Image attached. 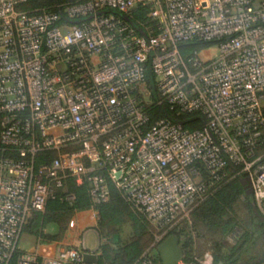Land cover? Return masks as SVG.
Segmentation results:
<instances>
[{"label": "built area", "instance_id": "obj_1", "mask_svg": "<svg viewBox=\"0 0 264 264\" xmlns=\"http://www.w3.org/2000/svg\"><path fill=\"white\" fill-rule=\"evenodd\" d=\"M27 1L0 0V264L83 262L85 242L20 246L69 178L95 205L115 185L155 249L226 180L247 178L264 216V0ZM195 41L212 46L184 56ZM160 263L149 248L134 264Z\"/></svg>", "mask_w": 264, "mask_h": 264}, {"label": "trees", "instance_id": "obj_2", "mask_svg": "<svg viewBox=\"0 0 264 264\" xmlns=\"http://www.w3.org/2000/svg\"><path fill=\"white\" fill-rule=\"evenodd\" d=\"M79 0H28L21 7L25 10L36 8L55 9L58 5ZM147 10L139 7L135 11L136 18H145ZM212 46L211 43L189 42L181 45V52L184 56L193 55L197 51ZM165 105L153 106L150 110L151 121L170 115ZM180 120L190 129L201 128L204 120L198 115H187ZM42 161L39 160L38 163ZM241 177L226 180L220 183L219 187L193 212V227H200L212 237L213 258L215 264H252L250 261L243 263L244 254L250 251L251 244L254 243L262 233V218L264 217L257 209L253 194L248 195L247 189ZM111 198L108 202L95 205L90 194L87 183L78 184L74 178H69L65 189L47 203L43 212H36L24 231L34 235L40 241H60L58 235L46 232L50 225H61L72 218L77 212L95 209L100 215V231L105 233L107 228L130 224L133 229V238L120 247L105 243L101 246V255L97 263L78 262L74 264H134L146 251L143 244V237L149 229L146 218L135 211L131 203L125 198L122 191L115 185L110 184ZM73 193L74 200L62 199L63 195ZM245 198V205L251 215L254 228L246 227L240 234L242 242L237 246L228 248L225 239L239 228L242 229V220L237 210L240 199ZM254 204V206H253ZM190 223H184L178 235L185 237L188 241L185 244L186 257L184 264H200L196 262L193 240L189 237ZM21 253L24 251H20ZM19 252V253H20ZM161 261V259L159 258ZM162 264V263H160Z\"/></svg>", "mask_w": 264, "mask_h": 264}, {"label": "rangeland", "instance_id": "obj_3", "mask_svg": "<svg viewBox=\"0 0 264 264\" xmlns=\"http://www.w3.org/2000/svg\"><path fill=\"white\" fill-rule=\"evenodd\" d=\"M237 210L242 220V229H237L235 233L231 234L225 239L228 248L237 246L242 242L240 234L243 233V230H245L246 227H249V229H251L255 226V223L252 222L251 215L245 205L244 197H242L238 202ZM75 215L61 225H55V228H53V225L48 226L46 228V232L58 235L60 240L64 239L69 231V227L71 226ZM193 223V220H191L188 230L190 235L189 237H191V239L193 240L192 245L193 249L195 250L196 262L204 264V261L207 258L208 254L210 255V258H213V240L212 237L209 236L203 228L200 227L199 229H195V227H193ZM261 226L262 233L257 238H255L254 243L251 244L250 251L244 254V258L242 259L243 263L250 261L252 264H261L262 262H264V222ZM90 229H95L96 231H89ZM90 229L87 228L80 234V240L82 243L85 242V239L88 238L90 246L94 247L95 245H97L98 248L97 250H95V252L98 251L99 256L101 255L100 248L103 244L110 243L113 246L120 247L133 238V229L130 224L107 228L105 233L102 234L100 231V215L97 219L96 226ZM159 235L160 231L156 227L149 224V229L143 237V244L145 247H147V249L151 248L153 250V254L161 259L159 251H157L158 249H155L156 247L154 246ZM180 238L181 245L184 249V246L188 239H186L185 237ZM38 241V238H36L34 235L29 234L25 230L20 240V246L26 250H29L33 246V244L37 243ZM184 252L185 256L179 262V264H184V259L187 255L186 249H184Z\"/></svg>", "mask_w": 264, "mask_h": 264}, {"label": "crops", "instance_id": "obj_4", "mask_svg": "<svg viewBox=\"0 0 264 264\" xmlns=\"http://www.w3.org/2000/svg\"><path fill=\"white\" fill-rule=\"evenodd\" d=\"M98 217L99 212L95 209L77 212L73 219V222L71 223V226L69 227L67 235L64 237V239L58 241V243L65 247L79 246L81 244L80 234L87 228L90 229L92 227H95ZM53 228H55V225H53ZM89 231L95 232L96 230L90 229ZM85 243L87 248L92 252H95V250H97L98 248L97 245H95L94 247L90 246L88 238L85 239ZM32 247L30 249H32ZM95 253L98 254L99 252L96 251ZM204 262V264H215L214 259L212 257L210 258L209 254Z\"/></svg>", "mask_w": 264, "mask_h": 264}, {"label": "water", "instance_id": "obj_5", "mask_svg": "<svg viewBox=\"0 0 264 264\" xmlns=\"http://www.w3.org/2000/svg\"><path fill=\"white\" fill-rule=\"evenodd\" d=\"M242 182L247 189V194L252 195L253 191L251 189L250 181L247 178H244ZM158 251L163 264H179L185 256L184 249L181 245V238L178 234L170 235L159 245ZM98 260L99 255L90 251L85 253L83 262L97 263ZM261 264H264V262Z\"/></svg>", "mask_w": 264, "mask_h": 264}, {"label": "flooded vegetation", "instance_id": "obj_6", "mask_svg": "<svg viewBox=\"0 0 264 264\" xmlns=\"http://www.w3.org/2000/svg\"><path fill=\"white\" fill-rule=\"evenodd\" d=\"M262 221L264 222V217L262 218Z\"/></svg>", "mask_w": 264, "mask_h": 264}]
</instances>
